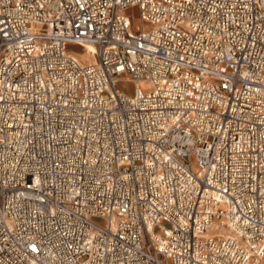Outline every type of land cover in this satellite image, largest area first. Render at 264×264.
<instances>
[{"label":"built area","instance_id":"obj_1","mask_svg":"<svg viewBox=\"0 0 264 264\" xmlns=\"http://www.w3.org/2000/svg\"><path fill=\"white\" fill-rule=\"evenodd\" d=\"M263 261L264 0H0V264Z\"/></svg>","mask_w":264,"mask_h":264},{"label":"bare ground","instance_id":"obj_2","mask_svg":"<svg viewBox=\"0 0 264 264\" xmlns=\"http://www.w3.org/2000/svg\"><path fill=\"white\" fill-rule=\"evenodd\" d=\"M144 26L147 27L146 24H144ZM80 49H82V50H81V52H79L78 55L81 56L82 61L87 60L89 63L97 61L96 56H94V54H92V52L93 53L96 52V48L93 44L90 43V44L85 45V50L83 48H80ZM262 264H264V261L262 262Z\"/></svg>","mask_w":264,"mask_h":264},{"label":"rangeland","instance_id":"obj_3","mask_svg":"<svg viewBox=\"0 0 264 264\" xmlns=\"http://www.w3.org/2000/svg\"><path fill=\"white\" fill-rule=\"evenodd\" d=\"M136 17H137V16H136ZM137 27H138V28H140V27H141V21H140V19H138V20H137ZM76 50H77L78 52H75V53L78 55V54H79V52H81V50H82V49H80V48H77ZM79 56H80V55H79ZM80 58H81V56H80ZM81 59H82V58H81ZM84 62L86 63V62H88V61H87V60H84ZM142 87H143V88H145L146 86H145V85H143Z\"/></svg>","mask_w":264,"mask_h":264}]
</instances>
